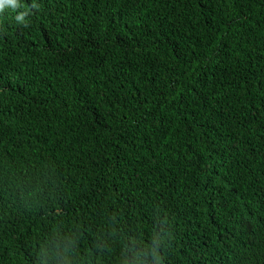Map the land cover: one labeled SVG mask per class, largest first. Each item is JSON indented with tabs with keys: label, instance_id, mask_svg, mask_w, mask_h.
I'll return each instance as SVG.
<instances>
[{
	"label": "trees",
	"instance_id": "trees-1",
	"mask_svg": "<svg viewBox=\"0 0 264 264\" xmlns=\"http://www.w3.org/2000/svg\"><path fill=\"white\" fill-rule=\"evenodd\" d=\"M0 264H264V0L6 4Z\"/></svg>",
	"mask_w": 264,
	"mask_h": 264
},
{
	"label": "clouds",
	"instance_id": "clouds-1",
	"mask_svg": "<svg viewBox=\"0 0 264 264\" xmlns=\"http://www.w3.org/2000/svg\"><path fill=\"white\" fill-rule=\"evenodd\" d=\"M18 0H0V11L5 9V5H12L13 7L17 6Z\"/></svg>",
	"mask_w": 264,
	"mask_h": 264
}]
</instances>
